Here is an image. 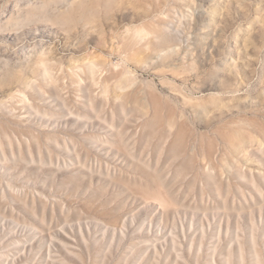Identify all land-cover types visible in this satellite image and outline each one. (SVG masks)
I'll return each mask as SVG.
<instances>
[{
    "label": "rangeland",
    "instance_id": "374dc122",
    "mask_svg": "<svg viewBox=\"0 0 264 264\" xmlns=\"http://www.w3.org/2000/svg\"><path fill=\"white\" fill-rule=\"evenodd\" d=\"M0 264H264V0H0Z\"/></svg>",
    "mask_w": 264,
    "mask_h": 264
}]
</instances>
